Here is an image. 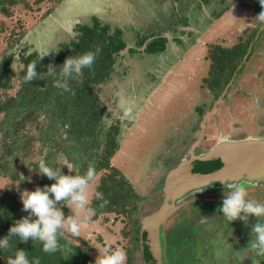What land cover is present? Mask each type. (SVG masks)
Returning a JSON list of instances; mask_svg holds the SVG:
<instances>
[{"label": "rangeland", "instance_id": "obj_1", "mask_svg": "<svg viewBox=\"0 0 264 264\" xmlns=\"http://www.w3.org/2000/svg\"><path fill=\"white\" fill-rule=\"evenodd\" d=\"M13 1L17 5H3L7 13L0 10V65L10 60L15 73L5 82L6 87L0 89V102L17 97L23 88V56L35 53L41 59L48 54L44 57L54 62L55 54L64 43L71 45L78 41V27L92 26L94 18L100 20L102 27L109 26V35L122 30L126 49L115 57L110 78L95 85L94 93L103 109L101 131L112 129L116 135L118 149L111 160L119 172L115 175L116 181L123 179L132 187L133 196L139 197V205L149 201L144 207L139 206V212L142 209L146 214L142 219L150 214L153 206L164 202V180L185 157L189 159V151L208 114L213 113L205 124L198 154L211 149L223 138L241 140L264 136V23L256 19L264 7L259 0H243L249 6L243 5L242 0H205V4L200 0L198 8L194 0ZM203 6L209 8L207 14L199 11ZM255 32L256 37L252 38ZM150 34L168 40L164 53L146 51L153 39L141 46L140 38ZM250 39L252 44L246 48L245 56H235L229 66L222 67L223 63L217 62L222 49L239 51ZM3 118L4 114L0 113V123ZM44 120H47L44 115L39 118L40 129L37 123L27 125V130L34 135L30 138L33 152H38L43 145L40 138L55 140L52 128ZM2 140L0 133V155ZM64 142L63 136L61 143ZM106 144L104 140L100 151ZM98 154V147H86L79 153L71 151L59 156L58 162L65 174L83 175L88 168L97 167ZM37 155L34 153L35 163L41 158ZM18 166L16 171L10 166L6 172H0V197L12 206L22 205L20 193L35 190L42 179L36 167ZM106 172V169H95L89 207L102 179L107 177ZM14 176L19 177L17 181ZM254 189H246L252 192L248 195L264 202V197L257 194L260 188ZM223 198L224 190L187 200L175 219L168 222L166 234L167 228L181 226L183 214L188 211L194 219L192 226L203 223L194 231L199 236L206 235L208 243L197 238L192 244L191 237L186 236L185 243L181 244L183 248L176 250L180 254L182 251L184 257H163L164 264L247 263L241 259L246 255H241L242 243L251 236V226L247 228L239 220L229 224L222 213L217 214L213 209L219 207L213 208L212 204L220 206ZM194 206L204 207L196 209ZM61 207L65 218L72 214L67 205ZM199 213H208L211 217L200 218ZM253 220L257 222L254 216ZM132 225L128 215L123 217L107 210L98 215L93 212L90 222L81 226L79 236L66 232L60 238L84 250L94 261L99 254L97 249L106 245L119 247L125 252L128 264ZM135 252L137 261L142 262L138 247Z\"/></svg>", "mask_w": 264, "mask_h": 264}, {"label": "trees", "instance_id": "obj_2", "mask_svg": "<svg viewBox=\"0 0 264 264\" xmlns=\"http://www.w3.org/2000/svg\"><path fill=\"white\" fill-rule=\"evenodd\" d=\"M64 1L67 0H59L61 3ZM5 3L16 4L13 0H0V10L2 13H7L6 6H3ZM243 3V5L249 6L247 1ZM78 28L80 32L78 41H73L74 43L71 45L64 43L62 49L55 54L54 62L51 63L48 61L50 59L49 57L39 59L35 53L21 58L25 67L29 64L37 63V72L46 73L47 67L50 64L56 66L57 71H59V66H61L69 56H77L88 51L96 53L95 62L90 69H84L81 76L67 81V91L64 90L62 86L64 84L62 78L56 77L54 79L45 75L41 79H34L28 83L23 79V88L17 97L6 100L5 102H0V113L4 114V118L0 123V133L3 135L1 147L2 154L0 155V172H6L7 168L10 166L11 169L16 171L19 164L23 165L25 168L29 165L36 167V165L43 160L54 169L60 168L61 174L68 175L61 169V163L58 162L59 156H64V154L67 155L71 151L79 153L86 147H98L97 167L93 169H96V171L106 169L107 177L102 179V183L97 190L103 193V199H94L90 208L94 210L93 212L96 215L106 210L107 212L112 211L118 213V215L123 217L128 215L133 225L131 227L132 234L130 235L131 241L129 246L130 249H128L127 253V263L157 264V261L152 256L150 247L147 245V233H141V219L146 214L143 213L144 211H142V209H140L139 212V206H142L139 205V197L135 198L133 196L132 187L125 183V180L120 179L117 182L115 179V175H118L119 172L115 170L116 168L113 166L111 160L113 155L117 152L118 143L115 141L116 135L111 131L112 129H109L107 132L101 131L103 109L94 93L95 85L104 83L105 78H110L114 70L113 64H115V57L126 49V44L122 39L123 32L121 29H117L114 33L116 36H114V34L109 35V26L106 25L102 27L100 20L97 18L93 19L92 26L84 25ZM255 34L256 32L253 34L252 38L256 37ZM150 39H153V41L149 42L146 46V51L148 53H162L166 49L167 40L164 37L156 38L153 34L140 38L139 43L143 46ZM251 40L252 39L248 40L249 42L246 46L241 45L240 47H242V49H239V51H235V49H222L223 52L221 56H219L221 59H217V62L220 61L223 63L222 67L229 66L232 64L233 60L236 59L235 56H245V52H247L246 48L252 44ZM243 47L245 48L243 49ZM51 55L53 56V54ZM22 73L24 76V71H22ZM14 74L12 63L7 59L0 65V89L6 87L5 82L7 80L9 82V78ZM225 86H227V84ZM218 99L219 98L216 100ZM204 113H206V111ZM43 115L47 119L44 120L47 123L46 125H49L53 130L55 140L51 138L48 140L45 139V137L40 138L42 139L43 145L38 148V152H33V147L30 148V138L34 137V135L31 131L27 130V125L30 123H37L40 129L39 118ZM63 136L65 137V142L61 143ZM104 140H106L107 144L105 145V149L100 151V145ZM45 150L46 154L44 153ZM31 151L32 156H30ZM34 153L35 155L38 153L37 156L41 157L37 163L33 162L34 159H36V156L33 159ZM43 153L44 155L41 156ZM88 153L89 152H87V154ZM90 160L91 157L87 162ZM194 165V172L208 174L220 169L223 164L220 160H216L211 162L198 161ZM18 178V176H14L15 181H17ZM52 183H54V180H49L46 176H42L39 186L43 187L46 184L51 185ZM147 202L149 201H145L144 205H146ZM144 205L142 207H144ZM159 206L160 203H157V205L152 207L149 213L157 210ZM212 206H214L213 208L220 207L218 203L212 204ZM194 207L196 209H201L204 206ZM61 208L64 210L63 207ZM26 215L27 213L22 211V205L12 206V204L7 203L3 197H0V238L7 236L9 228L13 223ZM199 215L200 218L205 219L211 217L208 216V213H199ZM133 217H135V219ZM183 218L181 226L167 228V234L164 240L165 259L166 256L172 255L177 256L174 258L184 257L181 251L182 249H180L181 254L180 252H176V250L178 249L177 247L183 248L184 245L181 244L185 243L186 236L191 237L190 243L192 244L193 239L197 240V238H201L202 242L204 240L205 243H208L209 238H207L206 235L201 234L199 236L194 231L195 228H200L203 223L200 222L199 225L192 226L194 219H192L188 211L183 214ZM213 218L216 219L218 217L213 215ZM249 227L250 226H247V228ZM59 245L60 247L56 252L45 253L42 251L39 242L33 243L30 239L25 243L21 242L18 237L10 238L9 247L0 248V264H7V259L9 256L13 255L16 250L26 251L29 261L36 258L39 260V264H94L95 261L86 255L84 250L70 245L60 237ZM136 247L141 251L140 260H142V262H138L136 259ZM191 247L192 245H190V248ZM80 257L83 260H80Z\"/></svg>", "mask_w": 264, "mask_h": 264}, {"label": "clouds", "instance_id": "obj_3", "mask_svg": "<svg viewBox=\"0 0 264 264\" xmlns=\"http://www.w3.org/2000/svg\"><path fill=\"white\" fill-rule=\"evenodd\" d=\"M259 4L264 7V0H259ZM256 19L264 23V11ZM46 55L48 54L44 56ZM95 59L96 53L92 51L69 56L59 66V71L56 66L50 64L46 73L37 72V63L29 64L24 69V80L28 83L45 75L54 79L60 77L64 80L62 86L67 91V81L81 76L84 69H90ZM36 168L40 175L54 180V183L20 193L22 211L27 215L16 220L9 228L8 235L0 238V248L9 247V239L18 237L25 243L30 239L33 243L39 242L43 252L54 253L60 247V236L66 232L71 233L73 237L79 236L81 226L90 222L94 210L89 207V190L96 177L95 170L88 168L83 175H64L61 174L60 168L54 169L43 160ZM95 199L102 200L103 193L97 191ZM61 205H67L71 209L72 214L67 218ZM218 211L229 224L237 220L248 224L250 217H256L257 222L251 225L252 239L249 247L257 255L264 256V202L248 195L245 187L235 185L229 190L224 189V198ZM97 250L99 254L94 264H126V254L119 247L106 245ZM7 264H39V260L33 258L29 261L26 251L16 250L7 259Z\"/></svg>", "mask_w": 264, "mask_h": 264}, {"label": "water", "instance_id": "obj_4", "mask_svg": "<svg viewBox=\"0 0 264 264\" xmlns=\"http://www.w3.org/2000/svg\"><path fill=\"white\" fill-rule=\"evenodd\" d=\"M212 114H208L201 124L198 139L189 151L190 159L185 157L167 174L163 185L164 202L142 219L141 233H147V245L157 264H164L167 224L186 206L190 197L229 190L235 185L246 189L264 188V136L241 140L223 138L211 149L195 154L205 134V124ZM216 160L223 164L220 169L208 174L194 172L195 162Z\"/></svg>", "mask_w": 264, "mask_h": 264}, {"label": "flooded vegetation", "instance_id": "obj_5", "mask_svg": "<svg viewBox=\"0 0 264 264\" xmlns=\"http://www.w3.org/2000/svg\"><path fill=\"white\" fill-rule=\"evenodd\" d=\"M127 46V45H126ZM164 53V52H163ZM121 54V53H120ZM218 102V100H217ZM216 102V103H217ZM215 103V104H216ZM195 154L198 155V151H197V148L195 149ZM189 159H190V156H189ZM196 163V162H195ZM194 163V164H195ZM194 169H195V165H194ZM165 181V180H164ZM247 190H255V189H247ZM257 194L261 195V197H264V188H261V189H257ZM247 193L249 194H252V192H248ZM252 196V195H250ZM214 211H216L217 214H221L218 209H214ZM249 219H251L248 224H246V226H251L252 224H254V220H253V216L250 217ZM241 224V223H240ZM245 224V223H244ZM243 225V223H242ZM251 239L252 237L249 235V238L248 240L245 242L243 241L242 243V246H243V250H242V253L241 255H245V258H241L243 261L247 262L246 264H264V256H259L255 253L254 250H252L250 247H249V244L251 242ZM254 251V252H253ZM251 261V262H250ZM250 262V263H249Z\"/></svg>", "mask_w": 264, "mask_h": 264}, {"label": "crops", "instance_id": "obj_6", "mask_svg": "<svg viewBox=\"0 0 264 264\" xmlns=\"http://www.w3.org/2000/svg\"><path fill=\"white\" fill-rule=\"evenodd\" d=\"M195 1V3H197V5H196V7L198 8L199 6V4H201L200 3V0H194ZM202 3L203 4H205V0H202ZM206 6H203V9L202 8H200V10L199 11H202L203 12V10L206 12V14H207V12H208V10H209V8H206ZM208 9V10H207ZM193 29V28H192ZM192 29H190L189 31H192ZM192 32H194V31H192ZM165 38V37H164ZM166 39V38H165ZM167 40V39H166ZM153 41V40H152ZM151 42V41H150ZM167 42H168V40H167ZM166 44H168V43H166Z\"/></svg>", "mask_w": 264, "mask_h": 264}]
</instances>
